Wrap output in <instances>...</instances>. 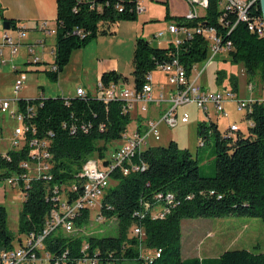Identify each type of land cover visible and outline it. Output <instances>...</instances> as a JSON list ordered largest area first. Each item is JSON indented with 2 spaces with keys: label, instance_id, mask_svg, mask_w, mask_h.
<instances>
[{
  "label": "trees",
  "instance_id": "16d2710c",
  "mask_svg": "<svg viewBox=\"0 0 264 264\" xmlns=\"http://www.w3.org/2000/svg\"><path fill=\"white\" fill-rule=\"evenodd\" d=\"M220 2L207 0L204 12L192 19L172 17L177 25L201 29L178 46L170 42L156 47L137 37L129 89L138 91L149 81V75L173 57L191 73L197 63L207 59L209 40L203 31L208 29L213 30L220 44H230L228 61L240 63L250 79L257 76L264 83V23L259 0H253L247 7L244 21L238 20L235 5L226 0L219 9ZM56 4L53 65L57 70L44 69L55 81L74 50L86 46L99 34L111 33L110 27L118 22L135 20L139 1L56 0ZM15 26V21H11V27ZM259 26L261 34L257 31ZM223 76L218 71L216 82L221 83ZM128 79L108 70L101 74L99 82L104 88L110 84L127 88ZM229 84L237 94L235 75L229 76ZM30 102L33 108L26 115L29 128L23 134V145L0 156V180L14 173L19 175L23 198L17 234L8 229L7 213L0 205V251L4 252L22 247L27 236L43 229L63 201L67 204L77 201L83 185L84 161L94 153L103 156L108 145L128 131L132 118H138L121 111L118 99L105 101L87 93L72 97L40 94ZM243 117L247 121L244 130L231 123L238 129L231 130L229 124L223 135L212 121L208 126L205 122L198 123L199 135L215 136V172L211 176H202L198 159L187 149L179 148L174 140L166 145L151 144L141 151L133 162L140 165L137 170L131 165L126 174L120 167L113 169L110 172L113 184L110 182L105 191L96 215L102 218L101 223L116 220L115 234L84 236L55 229L37 252L38 256L42 253L46 256L39 264H122L126 259L134 264H264V252L246 249L225 250L218 257L181 255V221L185 218L250 216L264 223V97L246 101ZM33 140L46 142L48 170L23 179L27 172L23 163L33 160L36 148ZM204 144L200 139L198 147ZM168 195L172 196L169 202ZM157 210H162L163 215H155ZM90 214L91 211L82 208L73 219L75 226L87 223ZM136 227L142 229L150 255L139 252Z\"/></svg>",
  "mask_w": 264,
  "mask_h": 264
},
{
  "label": "rangeland",
  "instance_id": "374dc122",
  "mask_svg": "<svg viewBox=\"0 0 264 264\" xmlns=\"http://www.w3.org/2000/svg\"><path fill=\"white\" fill-rule=\"evenodd\" d=\"M240 1V0H239ZM145 4L146 10L143 16H137L135 20L121 21L110 27V32L107 34H99L92 39L86 46L80 48L85 53V60L79 63V59L73 58L71 63H68L59 73L61 76L65 71V78L63 84L75 89L78 84H85L88 78V71L90 66L88 60L92 62V58H103L109 61L116 60L118 62V72L127 76L129 79L125 83L127 88H131L132 78L130 72L132 70V55L134 49L135 39L139 36L148 40L151 45L156 47L167 46L176 36L169 34L168 26L174 23L172 13H183L187 16L192 6L187 4V9L184 8V2H176L175 0H142ZM186 3V2H185ZM142 5V4H141ZM196 6V5H195ZM189 7V8H188ZM223 7V3L219 5V9ZM196 11L201 14L204 10L198 6ZM190 9V10H189ZM3 20L0 18V30H2ZM33 26V25H28ZM47 27L52 30L55 29V21L47 23ZM35 30L28 29L25 31V38L23 41L31 42V46H37L35 43ZM159 31H163L164 35L157 36ZM41 32V31H40ZM39 33V37L45 39L44 48L48 52L54 47L55 35L52 33ZM8 33L13 37L16 35L14 29L8 30ZM36 33V32H35ZM42 38V39H43ZM34 39V40H33ZM168 39L171 41L168 42ZM207 59L197 63L192 69V77H197L198 84H201L207 91H224L230 90L229 76L231 74L236 76L238 84V96L248 98L252 93L263 91L264 83L259 80L257 76L249 78L243 66L233 64L227 59L226 54H218L211 58V53L208 50ZM93 56V57H92ZM211 58V60L209 59ZM70 62V61H69ZM51 63L42 64L41 68L49 69ZM25 69V79L23 87L16 96L22 98H35L43 91L46 97H62L56 95L57 80H52L47 72L44 70H37L36 64L23 65ZM3 72L0 73V96L3 98H14L11 85L15 79L14 74H9L8 67L5 66ZM222 71L224 73L221 83L216 82V73ZM153 81L161 88L166 90L169 84L165 75L160 71L152 73ZM252 85V90L248 86ZM166 106L165 103L156 106L152 105L159 113ZM183 110L189 113V120L187 123L178 124L174 128H169L163 123L158 124L159 140L154 141L150 138L152 144L166 145L170 140H174L179 148L187 149L192 157L198 159L199 171L202 176H211L215 172V157H214V134H209L206 138L199 135L197 132V125L199 122H205L206 126L210 121L217 124V129L221 135L225 134L226 128L231 123H236L242 130L246 128L247 121L243 117L244 109L241 112L236 110L235 103L227 102L225 111L228 117H223L216 113L211 106L208 107L209 117L197 107L190 104ZM134 116V115H133ZM14 121L12 118H4L0 121L2 128L3 140L0 143V148H3L9 142L11 132L14 128ZM135 118H132L128 125L129 133L132 132L136 126ZM203 139L205 144L198 147V142ZM121 141L116 140L108 145L107 150L110 151L113 146H117ZM97 154L94 153V157ZM113 184V181H111ZM22 193L18 187H10L7 184H0V205L5 208L7 213V227L13 233L17 234L18 216L22 206ZM96 211L91 212L87 223L77 226L74 234L78 235H105L115 234L116 220H107L103 223L98 222ZM182 230V249L181 255L183 258L191 257H218L223 251L229 249H246L252 252H264V223L260 218L250 216H224V217H205V218H185L181 221ZM72 233V232H71ZM138 250L141 255H150L151 250L145 247L144 233L137 235ZM122 264H134L132 260H124Z\"/></svg>",
  "mask_w": 264,
  "mask_h": 264
},
{
  "label": "built area",
  "instance_id": "2783aa9c",
  "mask_svg": "<svg viewBox=\"0 0 264 264\" xmlns=\"http://www.w3.org/2000/svg\"><path fill=\"white\" fill-rule=\"evenodd\" d=\"M191 6L192 10L189 11L186 19H192L197 16L196 6L204 9L207 6V0H186ZM235 5L238 10V20H246L247 7L253 2L246 3L239 0H227ZM196 5V6H195ZM144 11L143 6L139 3L136 8L137 15ZM264 23V19H263ZM39 29L55 34V29L50 30L46 23H41ZM252 28V24H249ZM16 31V37L8 33V30L2 31L0 37V62L4 63L3 50L5 47L9 48L12 55L17 53L18 48L22 45L21 41L25 35L27 27L25 25L11 27ZM200 28H192L187 26H180L176 23H171L167 31L169 34L175 35L176 40L173 44L178 46L185 38L192 37L194 32H200ZM259 34L262 33V28H257ZM205 36L209 40V51L211 58L218 54H226L230 44H220L219 38L214 34L212 29L204 30ZM164 35L163 31H159L157 36ZM30 49V63H37L39 58L34 55L33 46L29 45ZM53 53V49L51 50ZM211 58H209L211 60ZM15 69V68H14ZM51 70H57L56 65H51ZM159 71L162 72L167 78L169 88L166 90L157 89L155 91V83L153 76L149 75V81L145 83L138 91L129 88H121L117 85L110 84L104 88L100 82L96 86L95 95L105 101L118 99L121 101V111L130 114H135L136 126L132 132L127 131L119 139L121 143L113 146L110 151L106 150L103 156L98 155L88 157L82 166L81 177L83 185L80 198L72 204H67L64 201L59 205V208L51 213V220L45 224L37 234L31 233L24 239V244L13 251H0V262L3 264H39L41 261L46 260L44 253L37 255V252L43 248L44 239L50 234L51 231L61 228L64 232H74L76 226L73 219L76 214L85 208L88 211H96L99 208L101 199L103 197V189H107L110 182V172L116 167H120L123 173L126 174L129 170V165L134 169L141 168L139 164L133 163L134 158L138 154L149 147L152 143L150 138L154 141L159 140L158 124L163 123L169 128H174L178 124L187 123L189 120V113L183 110L187 105H194L197 109L201 110L206 116H209L208 107L221 114L223 117H228L225 111V104L227 102L235 103L236 110L241 112L244 109L245 102L252 98H239L231 89L224 91H207L197 82V77H192L191 73L188 74L184 65L177 57H173L169 62L160 65ZM25 79L24 72H18L12 83V92L14 98L0 97V121L4 118H12L14 121V128L9 137V142L3 148H0V156H3L7 151L12 149H19L22 145L23 134L28 130L29 126L26 124V115H28L33 105L31 99L18 98L16 96L23 87ZM248 89L252 90V85L249 84ZM75 94L84 96L85 90L77 88ZM165 103L166 106L159 113L152 107V105L159 106ZM230 128H237L236 124H231ZM3 140L2 128L0 126V143ZM32 145H36L34 153H32L33 160H28L23 163V167L27 172L21 177L24 179L30 176H39L48 170L46 159L48 154L45 151L46 142L44 140L32 141ZM34 158H36L34 160ZM22 179L17 174H12L6 179L0 180V184H7L10 187H18L20 190V183ZM172 196L166 197L169 202ZM155 215L162 216L163 211L157 210ZM102 218L98 216V222ZM141 228H134V234L140 235ZM160 250L155 252L158 256Z\"/></svg>",
  "mask_w": 264,
  "mask_h": 264
},
{
  "label": "crops",
  "instance_id": "0c3cea01",
  "mask_svg": "<svg viewBox=\"0 0 264 264\" xmlns=\"http://www.w3.org/2000/svg\"><path fill=\"white\" fill-rule=\"evenodd\" d=\"M140 4H142L144 11L146 10L145 4L143 5L142 0H138ZM168 1V0H167ZM176 2H184V8L187 9V4H189L186 0H175ZM221 4L223 5L226 3V0H220ZM240 1H246V0H240ZM186 2V3H185ZM190 5V4H189ZM56 0H0V18L4 20H10L15 21L16 26L25 25L28 29L35 30L34 34L38 35L34 37L35 43H37V46H33L34 55L39 58V61L36 64L37 70H44L46 68H41L42 64L44 63H51L53 64L54 56L51 53V50L46 52L44 48L45 39L39 37V33L42 35H45L41 29H39V25L41 23H49L51 21H55L56 18ZM189 8V7H188ZM190 10V9H189ZM144 11L138 14V16H143ZM172 17H178L183 16V13H172ZM33 25V26H28ZM2 30H0V37L2 34ZM39 31V33H37ZM41 31V32H40ZM36 32V33H35ZM26 35L22 38V45L18 48L17 53L15 55H12L9 48L5 47L3 50V59L5 60L4 63L0 62V73L3 72V68L5 66L8 67L9 74L16 75L18 72H24L25 69H23V65L26 64H33L30 63V52L28 46L31 45L29 41H23ZM16 37V35L14 36ZM171 41L168 39V42ZM93 57V56H92ZM79 59V63H83L85 60V53L82 49H77L72 52L70 62L72 60ZM50 65V67H51ZM88 65L90 66V70L88 73L87 82L85 84H78L76 85L75 89H73V86L71 88H68L65 84H63V80L65 78V71L63 74L58 76L57 79V88L54 89L56 95H62V97H72L75 95V91L77 88H82L85 90L87 95L94 96L96 91V86L99 82L100 76L103 72L108 70H115L118 72V62L116 60L109 61L103 58H92V62L88 60ZM49 67V68H50ZM15 68V69H14ZM201 85V84H200ZM202 86V85H201ZM12 88V85H11ZM158 88H161L158 86V84L155 85V91H157ZM204 88V87H203ZM211 91V90H209ZM216 91V90H215ZM41 95L45 96L44 92L42 91L40 93ZM238 96V93L236 94ZM1 97V96H0ZM46 97V96H45ZM49 97V96H48ZM239 97V96H238ZM264 93L263 91H258L256 93H252L248 96V98H263ZM18 98H22L19 97ZM241 99H245L243 97H239ZM24 99H31V98H24ZM226 105V104H225ZM155 144V143H154ZM181 245H182V238H181Z\"/></svg>",
  "mask_w": 264,
  "mask_h": 264
},
{
  "label": "water",
  "instance_id": "95a60500",
  "mask_svg": "<svg viewBox=\"0 0 264 264\" xmlns=\"http://www.w3.org/2000/svg\"><path fill=\"white\" fill-rule=\"evenodd\" d=\"M260 9H261V15L264 19V0H259ZM2 28L4 30H10L11 29V21L10 20H4L2 22Z\"/></svg>",
  "mask_w": 264,
  "mask_h": 264
},
{
  "label": "bare ground",
  "instance_id": "6f19581e",
  "mask_svg": "<svg viewBox=\"0 0 264 264\" xmlns=\"http://www.w3.org/2000/svg\"><path fill=\"white\" fill-rule=\"evenodd\" d=\"M227 44V43H226ZM236 128H231V130H235ZM238 129V128H237ZM105 191H107V189H103V195L105 193ZM97 216V215H96Z\"/></svg>",
  "mask_w": 264,
  "mask_h": 264
}]
</instances>
